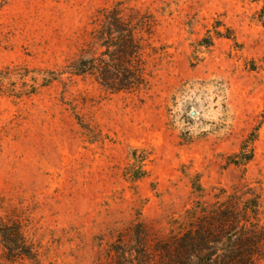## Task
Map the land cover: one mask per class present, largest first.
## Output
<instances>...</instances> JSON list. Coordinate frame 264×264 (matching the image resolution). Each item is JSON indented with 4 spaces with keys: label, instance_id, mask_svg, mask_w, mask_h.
Masks as SVG:
<instances>
[{
    "label": "rangeland",
    "instance_id": "1",
    "mask_svg": "<svg viewBox=\"0 0 264 264\" xmlns=\"http://www.w3.org/2000/svg\"><path fill=\"white\" fill-rule=\"evenodd\" d=\"M117 4L150 15V42L166 47L149 60L151 89L111 94L66 74L44 82L77 55L97 11ZM263 8L0 0V219L26 225L40 264H116L112 249L137 233L160 264L159 245L181 233L188 211L244 193L259 198L264 225ZM208 37L212 46H199ZM134 151L146 154L136 180L125 175ZM0 264H12L1 246Z\"/></svg>",
    "mask_w": 264,
    "mask_h": 264
},
{
    "label": "trees",
    "instance_id": "2",
    "mask_svg": "<svg viewBox=\"0 0 264 264\" xmlns=\"http://www.w3.org/2000/svg\"><path fill=\"white\" fill-rule=\"evenodd\" d=\"M120 6L98 10L77 55L61 70L47 71L43 81L50 82L66 74L69 78L90 79L111 94L149 91L152 79L149 60L165 57L166 47L157 48L150 42L154 26L150 15L134 12L125 15ZM261 13L264 17V8ZM225 38L232 39L230 34ZM199 46H212L211 37L202 40ZM242 150V160L249 161L251 152ZM133 159L135 164L125 175L136 180L145 175L141 165L146 154L137 156L134 151ZM187 216L181 233L159 245L160 264H255L262 256L264 225L257 196L249 193L231 196L209 209L200 208L198 215L196 210L188 211ZM135 236L132 245H116L112 249L116 264H149L140 234ZM0 246L3 258L12 264L41 262L40 245L19 220L0 219Z\"/></svg>",
    "mask_w": 264,
    "mask_h": 264
}]
</instances>
